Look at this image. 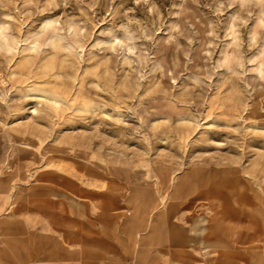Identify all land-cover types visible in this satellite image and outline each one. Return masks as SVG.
Masks as SVG:
<instances>
[{"label":"rangeland","instance_id":"1","mask_svg":"<svg viewBox=\"0 0 264 264\" xmlns=\"http://www.w3.org/2000/svg\"><path fill=\"white\" fill-rule=\"evenodd\" d=\"M0 264H264V0H0Z\"/></svg>","mask_w":264,"mask_h":264}]
</instances>
